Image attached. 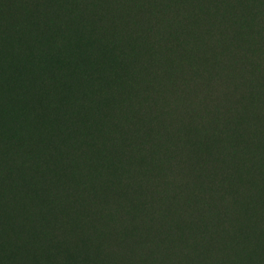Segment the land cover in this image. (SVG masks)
I'll list each match as a JSON object with an SVG mask.
<instances>
[{"label":"trees","instance_id":"obj_1","mask_svg":"<svg viewBox=\"0 0 264 264\" xmlns=\"http://www.w3.org/2000/svg\"><path fill=\"white\" fill-rule=\"evenodd\" d=\"M263 48L264 0H0L4 260L264 264Z\"/></svg>","mask_w":264,"mask_h":264},{"label":"rangeland","instance_id":"obj_2","mask_svg":"<svg viewBox=\"0 0 264 264\" xmlns=\"http://www.w3.org/2000/svg\"><path fill=\"white\" fill-rule=\"evenodd\" d=\"M92 15L95 14L94 11L90 12ZM134 16L138 18L140 15L136 12L134 13ZM17 43V42H16ZM16 43L14 46H16ZM259 53H261L262 56H259L258 53L254 56L255 62H253L255 67H264V48L258 50ZM260 57V58H259ZM6 92H11L7 90ZM42 95L38 96V93L36 92H30L29 98L27 100V105H31L36 99H40ZM5 106L0 105V114L3 115L5 112ZM206 163L202 165V167H205ZM262 177H260L261 179ZM3 207L1 205L0 201V209ZM7 228H0V263L2 264H10L8 260H4L5 256L11 255V251L13 249V246L9 244V241L7 240L9 238ZM108 239V238H107ZM75 241V240H74ZM86 243V250L83 251L81 248H79L77 245H73L72 248H65V250L59 254H48L44 255L43 257L39 256V254L36 253H28L26 255V260L22 261L20 258H15L14 262L16 264H100V261L97 260L99 257V253L97 249L95 248V243L93 241H90ZM6 247H8L9 250H7ZM93 248V249H92ZM12 255L15 256V252H12ZM105 264H110L106 262Z\"/></svg>","mask_w":264,"mask_h":264}]
</instances>
